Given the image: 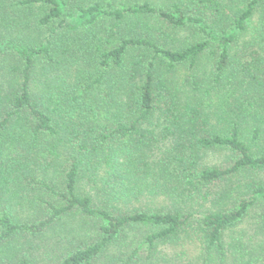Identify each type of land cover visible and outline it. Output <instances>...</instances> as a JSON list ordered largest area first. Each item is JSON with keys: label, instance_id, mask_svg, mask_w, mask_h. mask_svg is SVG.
Wrapping results in <instances>:
<instances>
[{"label": "trees", "instance_id": "1", "mask_svg": "<svg viewBox=\"0 0 264 264\" xmlns=\"http://www.w3.org/2000/svg\"><path fill=\"white\" fill-rule=\"evenodd\" d=\"M261 6L0 0V264H227L264 203Z\"/></svg>", "mask_w": 264, "mask_h": 264}, {"label": "rangeland", "instance_id": "2", "mask_svg": "<svg viewBox=\"0 0 264 264\" xmlns=\"http://www.w3.org/2000/svg\"><path fill=\"white\" fill-rule=\"evenodd\" d=\"M263 6V5H262ZM259 7L257 12L255 22L257 26L261 25V21H264V7ZM263 30V29H262ZM254 30H250L249 33L243 35L240 40V45L246 49V51H251L252 47H248V43L252 42L254 39ZM260 35V32H259ZM246 46V47H245ZM251 57H246L243 61L250 62ZM206 61L203 59L201 67L204 66ZM260 68L264 67V57L262 56L260 61ZM227 157L222 151L209 150L206 152L203 159L204 163L213 165H222L226 161ZM255 176L256 178H261L264 180V172L262 173H250L248 175ZM248 175L245 173L235 177V180L243 182ZM142 201H134V204L139 206H149V207H160L163 204L162 197H148L142 196ZM197 202H199L197 200ZM197 208L196 206H193ZM218 207L217 205L214 208ZM141 231H136L140 233ZM185 236L183 245L179 247H169L164 248L169 252V254H174L176 250L185 249L187 250L186 260L190 258L197 259L199 252L201 251V239L199 236L194 235ZM134 232H130L129 237L134 236ZM190 235V234H189ZM226 245L228 250V263L227 264H264V203L259 202L255 204L254 207L250 209L246 217L239 223L236 227L228 231L226 235Z\"/></svg>", "mask_w": 264, "mask_h": 264}]
</instances>
